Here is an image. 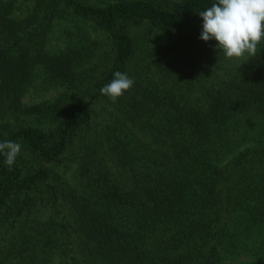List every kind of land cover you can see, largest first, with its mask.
<instances>
[{
	"label": "trees",
	"instance_id": "1",
	"mask_svg": "<svg viewBox=\"0 0 264 264\" xmlns=\"http://www.w3.org/2000/svg\"><path fill=\"white\" fill-rule=\"evenodd\" d=\"M215 2L0 0V264H264V49L202 41Z\"/></svg>",
	"mask_w": 264,
	"mask_h": 264
},
{
	"label": "clouds",
	"instance_id": "2",
	"mask_svg": "<svg viewBox=\"0 0 264 264\" xmlns=\"http://www.w3.org/2000/svg\"><path fill=\"white\" fill-rule=\"evenodd\" d=\"M198 14L203 20L199 38L205 42L215 40V48L225 58L241 61L238 68L264 49V0H216L210 7L199 10ZM134 83V78L127 73L116 71L112 81L103 86L100 92L115 102ZM21 152L19 142H0V154L5 157L9 169Z\"/></svg>",
	"mask_w": 264,
	"mask_h": 264
},
{
	"label": "rangeland",
	"instance_id": "3",
	"mask_svg": "<svg viewBox=\"0 0 264 264\" xmlns=\"http://www.w3.org/2000/svg\"><path fill=\"white\" fill-rule=\"evenodd\" d=\"M71 18H73V17H71ZM74 19V18H73ZM69 23V21L68 20H57V22H56V25H53V27H52V33L54 34V35H56V36H58V39L57 40H55L57 43H63L64 41H63V39L65 38V39H67V37L65 36V31H64V28H63V25L64 24H68ZM202 24H203V21L201 20V19H198L197 20V22L196 23H193V24H191V25H189L190 26V29L191 30H195V31H199V30H201L202 31ZM86 28L90 31V33L92 34V35H95V36H97V35H101L100 34V31L99 30H95L94 29V26H92V25H89V24H87L86 25ZM139 29V30H138ZM140 30H141V28L139 27V25H138V27L135 25V26H133L132 28H131V31H132V33L133 32H138L136 35H138L139 33H140ZM184 33V32H183ZM197 33H199V32H197ZM171 37H173L172 35H171ZM202 40V39H201ZM203 41V40H202ZM205 42V41H204ZM212 47V46H211ZM211 60H213L211 57H209ZM110 59V58H109ZM217 60H216V64H217V66H218V64H221V65H227V63H225V62H223V61H221V60H219L218 58H216ZM228 59V58H227ZM106 60V59H105ZM237 59H235V58H232L231 60H230V62H234V61H236ZM218 62V63H217ZM238 62V61H237ZM107 64H108V61L105 63V64H103V62L100 64V68H99V70H100V74H99V72L96 74V76H95V78H97V77H99L101 74H102V71L107 67ZM219 67V66H218ZM222 68V67H221ZM32 87H30L29 89H31ZM47 88H49V89H45V90H42V91H38V92H36V93H34V92H32V90H30L27 94H25L24 96H23V101H25V102H32V101H38V100H45L46 98H52V97H54V96H56L57 95V93L59 92V90L57 89V88H54V87H47ZM193 92V91H192ZM195 94L197 93V91L195 90V92H194ZM101 103L99 102L98 104H97V106H99Z\"/></svg>",
	"mask_w": 264,
	"mask_h": 264
}]
</instances>
